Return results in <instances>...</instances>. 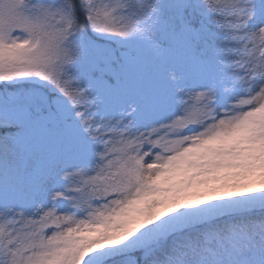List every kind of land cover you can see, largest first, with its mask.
I'll return each instance as SVG.
<instances>
[{"label":"snow or ice","instance_id":"1","mask_svg":"<svg viewBox=\"0 0 264 264\" xmlns=\"http://www.w3.org/2000/svg\"><path fill=\"white\" fill-rule=\"evenodd\" d=\"M0 264H264V0H0Z\"/></svg>","mask_w":264,"mask_h":264}]
</instances>
